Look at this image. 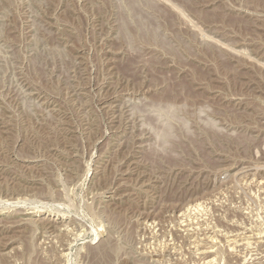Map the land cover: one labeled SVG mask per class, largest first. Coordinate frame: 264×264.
Wrapping results in <instances>:
<instances>
[{
  "label": "rangeland",
  "instance_id": "1",
  "mask_svg": "<svg viewBox=\"0 0 264 264\" xmlns=\"http://www.w3.org/2000/svg\"><path fill=\"white\" fill-rule=\"evenodd\" d=\"M105 254L264 264V0H0V264Z\"/></svg>",
  "mask_w": 264,
  "mask_h": 264
},
{
  "label": "bare ground",
  "instance_id": "2",
  "mask_svg": "<svg viewBox=\"0 0 264 264\" xmlns=\"http://www.w3.org/2000/svg\"><path fill=\"white\" fill-rule=\"evenodd\" d=\"M108 259H109V255L108 254L107 255L105 254V255L101 256L99 259H97L94 262V264H108Z\"/></svg>",
  "mask_w": 264,
  "mask_h": 264
}]
</instances>
